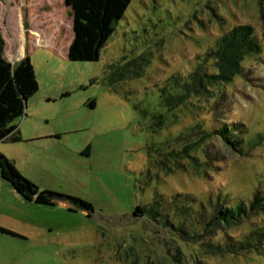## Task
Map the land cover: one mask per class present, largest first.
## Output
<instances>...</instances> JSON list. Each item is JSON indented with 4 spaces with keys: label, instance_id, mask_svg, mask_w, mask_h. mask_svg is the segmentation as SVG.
I'll return each mask as SVG.
<instances>
[{
    "label": "rangeland",
    "instance_id": "rangeland-1",
    "mask_svg": "<svg viewBox=\"0 0 264 264\" xmlns=\"http://www.w3.org/2000/svg\"><path fill=\"white\" fill-rule=\"evenodd\" d=\"M262 13L264 0H132L99 59L73 61L69 0H0L5 57L14 63L28 54L39 83L25 116L15 120L22 139L0 141V152L38 187L26 200L0 176V264H264V243L259 253L224 255L201 246L218 195L249 207L264 194V141L244 154L214 138L211 150L223 159L204 175L191 166L166 174L150 159L151 146L196 121L209 129L243 123L246 137L264 130ZM240 23L255 28L262 46L245 60L244 74L223 99L197 100L155 130L151 113L160 110L165 79L187 75L198 53ZM46 37L56 47L39 43ZM139 57L142 68L133 66ZM180 193L198 203L172 200ZM158 194L167 199L155 221L143 207ZM165 215L172 224H164ZM259 227L264 203L218 237L243 239Z\"/></svg>",
    "mask_w": 264,
    "mask_h": 264
},
{
    "label": "trees",
    "instance_id": "trees-1",
    "mask_svg": "<svg viewBox=\"0 0 264 264\" xmlns=\"http://www.w3.org/2000/svg\"><path fill=\"white\" fill-rule=\"evenodd\" d=\"M131 1L69 0L72 5L74 35L68 47V58L73 61L98 60L101 49L114 33L117 22L123 17ZM262 20L264 28V13ZM5 46V39L0 32V141L17 142L22 139V135L15 120L25 116L28 99L36 94L39 83L29 55L26 54L18 62L12 63L5 57ZM261 50V43L251 24H236L222 32L206 51L196 55L194 67L187 75L182 72L173 73L159 87L160 110L151 113L155 130H160L167 124L171 113L183 108L193 110L197 100L223 99L226 87L236 77L244 74L245 60L259 54ZM141 60L142 57L134 59L133 66L142 68ZM115 72L117 73L115 76L120 78L125 76V70L119 73L115 70ZM136 74L141 73L136 72ZM139 112L144 115L148 113L142 109ZM242 126L243 123L225 121L220 127L209 129L205 128L201 121H196L175 137L151 146L152 165L166 174L185 171L191 166L196 174L204 175L223 159L218 152L211 150L214 138L221 140L228 149L244 154L264 141V130L255 133L252 137H246L241 133L244 132ZM0 174L24 199L32 200L38 193V187L2 152H0ZM166 199L164 195L158 194L148 207H143V212L157 221L158 216H161L158 209ZM172 200L198 203L192 195L182 193L174 195ZM214 202L211 205L213 211L206 222V231H209L210 238L201 244L204 251L212 255L239 254L250 250L261 252L264 227L254 229L243 239L235 238L226 232L218 237V232L222 228H232L242 218L247 217L250 211H257L264 203V194L257 192L249 207L243 202L230 205L225 201V196L220 195ZM164 224H172L167 215ZM178 229L180 232H187L182 227ZM2 230L10 232L4 228ZM177 253L174 260L180 262L181 252L178 250ZM197 263L201 264L200 261Z\"/></svg>",
    "mask_w": 264,
    "mask_h": 264
},
{
    "label": "crops",
    "instance_id": "crops-1",
    "mask_svg": "<svg viewBox=\"0 0 264 264\" xmlns=\"http://www.w3.org/2000/svg\"><path fill=\"white\" fill-rule=\"evenodd\" d=\"M55 38L54 37H51V38H49V37H46V38H44V40H42L41 39V41L39 42L40 44H45V45H50V47L53 45V44H55V46L54 47H56V41L54 40ZM70 45V44H69ZM69 47V46H68ZM67 55H68V52H67ZM24 56V52H22V56L21 57H23ZM15 124L17 125V123L15 122ZM19 127V126H18ZM21 131V130H20ZM1 176V175H0ZM2 178V177H1ZM2 180L4 181L5 179H3L2 178ZM6 181V180H5ZM8 182V181H7Z\"/></svg>",
    "mask_w": 264,
    "mask_h": 264
},
{
    "label": "bare ground",
    "instance_id": "bare-ground-1",
    "mask_svg": "<svg viewBox=\"0 0 264 264\" xmlns=\"http://www.w3.org/2000/svg\"><path fill=\"white\" fill-rule=\"evenodd\" d=\"M37 35V34H36Z\"/></svg>",
    "mask_w": 264,
    "mask_h": 264
}]
</instances>
